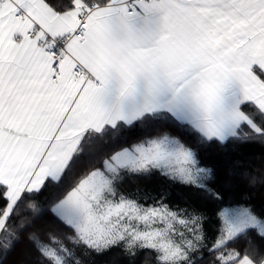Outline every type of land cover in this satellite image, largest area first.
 <instances>
[{
	"label": "snow or ice",
	"instance_id": "6c2138e0",
	"mask_svg": "<svg viewBox=\"0 0 264 264\" xmlns=\"http://www.w3.org/2000/svg\"><path fill=\"white\" fill-rule=\"evenodd\" d=\"M169 128L197 147L264 144V0H0V264L24 243L32 264L113 249L143 264H264L250 203L218 209L209 236L204 213L121 190L158 172L223 200L215 169ZM242 175L264 185V170Z\"/></svg>",
	"mask_w": 264,
	"mask_h": 264
},
{
	"label": "trees",
	"instance_id": "16d2710c",
	"mask_svg": "<svg viewBox=\"0 0 264 264\" xmlns=\"http://www.w3.org/2000/svg\"><path fill=\"white\" fill-rule=\"evenodd\" d=\"M168 131L173 135H180L181 139H184L186 143H189L190 146L199 152L203 165L215 169L216 178L210 182L209 186L213 190H219L224 194L223 200L216 201L217 207L239 201L250 203L258 213L263 211L264 185L258 184L255 188H249L242 173L244 170H264V144L260 142L242 144L237 141H231L224 146L212 143L197 147V145L193 143L192 137L186 138L175 128H169ZM110 143V138H106L105 142L94 143L86 147L85 154L81 157L78 168L83 169L88 167V165L98 159L105 150H110L106 148V145ZM159 182L166 191L170 192L168 194H174V196L177 197L178 203L182 207L190 209L196 208L195 196L188 194L184 186L178 187L177 182H173L164 176H161ZM48 192L49 189H46L39 199H43L44 196H47ZM246 195L248 199L245 201L244 197ZM207 223L210 226L213 224L215 230L218 221L216 218L209 216L205 224ZM25 250H30V246L26 243L18 245L16 251L8 257L7 264H13V262H15V264H32L33 261L38 259L34 253L29 257H25L23 254ZM110 253L111 252H107L100 256H94L92 258L93 264H143L145 259L144 253H140L134 259L130 260L129 258H125L119 263L110 258Z\"/></svg>",
	"mask_w": 264,
	"mask_h": 264
},
{
	"label": "rangeland",
	"instance_id": "374dc122",
	"mask_svg": "<svg viewBox=\"0 0 264 264\" xmlns=\"http://www.w3.org/2000/svg\"><path fill=\"white\" fill-rule=\"evenodd\" d=\"M161 176L162 175H160V173L154 172L151 175H146V176L141 175V176L126 177L120 187H121V190L126 192V193H130L133 195L138 194L142 201H143V197L145 195H147L149 197H156V198H159L161 195H164L167 197V199L165 200L166 203H168L169 205H171L173 207L179 206L180 204L178 203L177 197H175L174 194L173 195L168 194L170 192L166 191V189H164L162 184L159 182ZM145 185H147V186H145ZM177 186L178 187L184 186L185 189H187L188 194H190L191 196H195L196 208H191V209L189 208V210L195 209L198 212H202V213H204V215L207 218L209 216L212 218H216L215 214L218 211V209H220L221 207H224V206H228L227 204H224L221 207H217L216 206L217 200H213V199L209 198V196L206 193H204L198 189L182 185L178 182H177ZM144 188H146V189H144ZM137 189H139L138 193H137ZM148 202L150 203L151 200H149ZM179 207H182V206L180 205ZM262 212H264V209ZM206 222H207V220H206ZM205 229L208 232L209 236L214 235L213 224L211 226L208 225V223L205 224ZM110 252H111L110 258H112V260H114L115 262L120 263L122 259L128 258V257L122 255L120 253L119 249H113Z\"/></svg>",
	"mask_w": 264,
	"mask_h": 264
}]
</instances>
